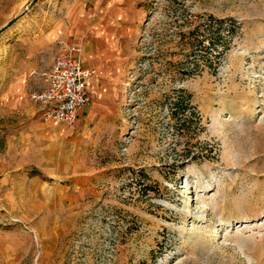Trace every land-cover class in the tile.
I'll return each mask as SVG.
<instances>
[{
	"label": "rangeland",
	"instance_id": "obj_1",
	"mask_svg": "<svg viewBox=\"0 0 264 264\" xmlns=\"http://www.w3.org/2000/svg\"><path fill=\"white\" fill-rule=\"evenodd\" d=\"M56 38L70 126L28 97ZM0 264H264V0H0Z\"/></svg>",
	"mask_w": 264,
	"mask_h": 264
},
{
	"label": "built area",
	"instance_id": "obj_2",
	"mask_svg": "<svg viewBox=\"0 0 264 264\" xmlns=\"http://www.w3.org/2000/svg\"><path fill=\"white\" fill-rule=\"evenodd\" d=\"M54 43V52L42 71V83L28 97L37 106L41 121L70 125L77 111L90 103L86 81L95 69L81 62L74 42L56 38Z\"/></svg>",
	"mask_w": 264,
	"mask_h": 264
},
{
	"label": "trees",
	"instance_id": "obj_3",
	"mask_svg": "<svg viewBox=\"0 0 264 264\" xmlns=\"http://www.w3.org/2000/svg\"><path fill=\"white\" fill-rule=\"evenodd\" d=\"M220 37H223L222 40L218 39L216 40V42H212L211 45H208V46H205L204 49H207V50H211V51H214L216 49L217 51V57L219 59H221L222 55L224 54V52L226 51L228 45H229V37H226L224 38V36H220ZM220 42L219 44L221 46H217L216 43ZM197 66V63L194 62L193 65L188 68L187 72H191L192 70L195 69V67ZM178 94L176 95L175 99L172 101V107H171V113L174 115V114H181V115H185V111L186 109L190 108L191 105H190V102H191V94L187 91L184 90V88H180L178 90ZM193 112V111H191Z\"/></svg>",
	"mask_w": 264,
	"mask_h": 264
},
{
	"label": "crops",
	"instance_id": "obj_4",
	"mask_svg": "<svg viewBox=\"0 0 264 264\" xmlns=\"http://www.w3.org/2000/svg\"><path fill=\"white\" fill-rule=\"evenodd\" d=\"M65 39H68V38H65ZM68 40H69V39H68ZM69 41H71V40H69ZM72 42H73V41H72ZM75 44H76V43H75ZM78 52H79L80 60H81V62H82L83 64L95 68L93 65H91V64H87V63H85V62L82 60V58H81V56H80L79 48H78ZM94 74H95V72H94ZM94 74H93V75H94ZM93 75H92V76H93ZM91 78H92V77H89L88 80L86 81V85H87V89H88L89 95H90L89 87H90V85H91V82H90V79H91ZM84 108H85V107L80 108V109L77 111L76 118H77L78 115H80V114L84 111ZM36 111H37L38 118H39V112H38V108H37V106H36ZM39 120H40V118H39ZM40 122H42V123L54 124V125L63 124L64 126H70V125H68V124H66V123H64V122H59V121H48V122H43V121L40 120Z\"/></svg>",
	"mask_w": 264,
	"mask_h": 264
}]
</instances>
